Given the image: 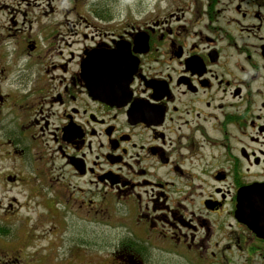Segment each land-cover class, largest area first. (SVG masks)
<instances>
[{
  "label": "flooded vegetation",
  "instance_id": "flooded-vegetation-1",
  "mask_svg": "<svg viewBox=\"0 0 264 264\" xmlns=\"http://www.w3.org/2000/svg\"><path fill=\"white\" fill-rule=\"evenodd\" d=\"M264 0H0V264H264Z\"/></svg>",
  "mask_w": 264,
  "mask_h": 264
},
{
  "label": "water",
  "instance_id": "water-1",
  "mask_svg": "<svg viewBox=\"0 0 264 264\" xmlns=\"http://www.w3.org/2000/svg\"><path fill=\"white\" fill-rule=\"evenodd\" d=\"M248 200L240 205L239 218L257 236L264 238V193L261 188L249 189Z\"/></svg>",
  "mask_w": 264,
  "mask_h": 264
}]
</instances>
